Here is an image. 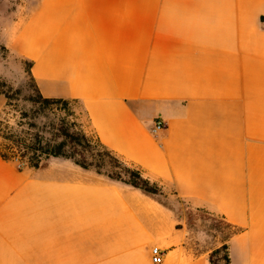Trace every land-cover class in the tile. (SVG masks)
I'll list each match as a JSON object with an SVG mask.
<instances>
[{"label": "crops", "instance_id": "crops-1", "mask_svg": "<svg viewBox=\"0 0 264 264\" xmlns=\"http://www.w3.org/2000/svg\"><path fill=\"white\" fill-rule=\"evenodd\" d=\"M2 40L103 146L238 231L70 159L0 156V264H211L221 244L231 264H264V0H32Z\"/></svg>", "mask_w": 264, "mask_h": 264}, {"label": "rangeland", "instance_id": "rangeland-1", "mask_svg": "<svg viewBox=\"0 0 264 264\" xmlns=\"http://www.w3.org/2000/svg\"><path fill=\"white\" fill-rule=\"evenodd\" d=\"M31 1L0 0V90L10 98L8 100L9 104L0 113V149L8 144L4 136L11 133L31 132L36 134L40 132L51 138L52 133H55L58 127L65 124L70 129L74 127L82 129L91 138L93 152L97 153L96 151H99V147L95 144L97 138L86 129V116L81 109V105L71 101L69 111L59 109L39 110L34 106L29 100L30 95L33 94L34 83L27 72L25 59L9 51L2 40L4 28L14 16L17 6L22 2L30 3ZM89 161H92V158H89ZM104 173L102 171L100 175L107 177ZM160 197L163 198L165 203L175 208L178 213L187 217L189 222L198 221V224L209 233L218 235L219 232H222L220 234L225 238L232 233V230L227 227L220 217L209 215L200 209L191 208L186 200L173 196L170 191L167 194L163 193ZM215 231H218V233ZM220 247H222V244ZM223 256L224 251H221L218 256L219 264H224V261L221 260Z\"/></svg>", "mask_w": 264, "mask_h": 264}, {"label": "trees", "instance_id": "trees-1", "mask_svg": "<svg viewBox=\"0 0 264 264\" xmlns=\"http://www.w3.org/2000/svg\"><path fill=\"white\" fill-rule=\"evenodd\" d=\"M25 65L33 80L31 74L32 61L25 59ZM33 83V94L30 95L29 100L39 110L59 109L69 111L71 100L46 98L41 94L34 80ZM0 94L6 97L7 106L10 98L1 90ZM4 138L8 141V144L0 149V156L4 160L17 162L21 167L26 165L30 168L41 169L47 167L52 157H62L72 160L83 169L94 170L98 174H102V171H104L109 179L127 183L148 195H163L162 189L146 178L139 167L120 159L115 153L103 146L98 139L95 144L99 147V151L94 153L91 138L77 127L70 129L63 124L56 129L55 133H52L51 138L40 132L36 134L15 132L4 136ZM89 158H92V161H89ZM237 231L233 230L232 234H236ZM221 251H224V256L221 259L224 264H231L227 244L211 253V264H219L218 256Z\"/></svg>", "mask_w": 264, "mask_h": 264}, {"label": "built area", "instance_id": "built-area-1", "mask_svg": "<svg viewBox=\"0 0 264 264\" xmlns=\"http://www.w3.org/2000/svg\"><path fill=\"white\" fill-rule=\"evenodd\" d=\"M164 128H165V124L163 123V121L158 119L154 123V127L152 128V133L157 134L158 132L162 131ZM152 253H153V261L155 263H159L163 256V252L158 248H154Z\"/></svg>", "mask_w": 264, "mask_h": 264}]
</instances>
